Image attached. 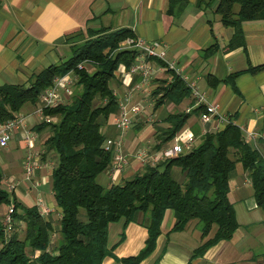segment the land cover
<instances>
[{
  "label": "trees",
  "instance_id": "obj_1",
  "mask_svg": "<svg viewBox=\"0 0 264 264\" xmlns=\"http://www.w3.org/2000/svg\"><path fill=\"white\" fill-rule=\"evenodd\" d=\"M213 1L217 2L216 15L220 23L234 32L228 50L245 49L241 25L264 21V0L208 2ZM185 4L183 0H169L168 12L177 16ZM79 37L82 43L79 47L75 43L76 46H71L67 61L31 75L26 85L0 87V125H3L16 119L23 106H38L40 96L56 78L72 73L77 79L66 102L43 111V118L52 122H41L33 128L34 133L47 129L49 134L42 144L44 152L40 158L51 153V160L55 161L50 171V198L60 215L57 224L60 238L50 251L51 219L39 215L37 207L19 203L13 191L4 189L0 170V204L10 206L8 217L13 224L6 238L0 220V264H102L109 255L107 225L123 218L125 228L141 214L140 225L147 232L144 247L136 255L118 260L121 264H139L153 253L167 211H172L174 217L170 232L182 231L191 219L197 222L200 236L206 238L215 226L213 236L193 254V257L200 256L217 242L230 239L237 229L227 194L228 178L237 164L247 175L255 206L264 212V141H259V146L249 143L242 129L232 123L200 135L199 143L182 154L161 160L155 166L143 165L139 173L127 180L108 187L98 185L96 178L112 163V153L103 145L105 136L99 129L118 112L117 99L109 89L113 74L121 66L132 67L139 55L118 48L124 41L135 40L127 28L87 30L83 36L74 35L67 41ZM215 49L210 46L206 52L210 54ZM85 65L93 71L89 72ZM158 65L166 68L161 62ZM262 68L264 66L248 65L245 73L255 75ZM163 74L166 79L154 81L156 86L151 93L154 109L168 104L178 107L184 100L194 103L180 76L168 69ZM238 74L225 81L230 83ZM202 111L204 109L198 107L189 113L168 114L163 121L168 127L156 133L154 150L165 148L189 118ZM172 167L180 171L178 180L172 176ZM18 224H23L22 239L14 230ZM123 235L124 232L120 239Z\"/></svg>",
  "mask_w": 264,
  "mask_h": 264
},
{
  "label": "crops",
  "instance_id": "obj_2",
  "mask_svg": "<svg viewBox=\"0 0 264 264\" xmlns=\"http://www.w3.org/2000/svg\"><path fill=\"white\" fill-rule=\"evenodd\" d=\"M183 1L186 2L184 10L173 16L168 12L169 0H0V87L26 85L31 75L67 61L69 54L71 56V46L77 44V40H82L79 37L80 39L68 42L74 35L83 36L87 30L117 31L127 28L135 40L142 39L147 43L156 41L159 52L165 49L164 62L161 63H172L186 86L194 85L209 104L229 117L233 126L242 129L244 139L251 133L259 146V141H264V68L255 75L245 72L248 65L253 68L264 66V21L242 24L240 31L245 49L228 50V43L234 32L220 23L216 15L217 2ZM198 3L199 6L196 5ZM124 46L126 41L120 48ZM210 46H215L216 49L208 54L206 50ZM144 62L148 63L152 72L147 84H142L140 77L128 74L129 68L121 66L113 74L114 80L109 89L117 99L118 112L109 117L99 129L107 139H114L118 135V131L114 129V120L119 113V105L126 104L127 109L139 107L142 113H146L151 110L149 96L156 86L154 81L167 78L163 74L166 69L159 66L157 60ZM236 73L239 74L230 83L225 81ZM128 92L131 96L124 103ZM198 107L200 106L194 105L192 101L184 100L178 107L168 104L153 108V120L157 114L168 110L164 114L166 116L159 120L164 127H158L157 131H164L168 127L163 123L168 114L181 113L186 109L193 112ZM34 109L33 106H23L17 116H24L26 128L32 131L41 123L33 114ZM175 109L178 111L174 112ZM222 127L214 122L202 124L199 114L194 113L175 138L182 139L188 135L196 139ZM129 128L122 141L123 153L128 158L127 166L113 174L108 172L111 167L108 168L105 171L108 184L127 180L140 172L143 165L132 154L142 149L144 140L152 144L150 141L157 133L155 130H147V126L138 128V131L135 128V133L130 132ZM21 131L19 129L13 133L9 141L14 143L12 149L18 150L20 146L25 148ZM35 134L37 139L34 147L40 150L49 134L47 129ZM172 142L173 139L162 150L151 153L169 150ZM250 142L253 143L251 140ZM26 152L25 148L24 155L19 158L20 163ZM41 161L43 168L34 173L37 185L29 187L25 183L22 188L21 183L17 191L23 190L24 195L30 198L31 206H34L36 197H41L49 207L53 205L50 198L52 162L45 158ZM12 162V155L0 160L2 175L14 172ZM172 171L177 172L175 167H172ZM19 176L21 179V174ZM178 176L180 178L181 174ZM5 178L12 177L7 174L4 180ZM228 180V199L238 225L230 239L217 242L202 255L193 257L195 250L213 236L215 226L206 238L200 236L197 222L191 219L186 222L182 231L170 232L174 217L172 211H167L161 221V233L157 237L153 253L139 264H264V212L255 206L250 182L240 165H235ZM141 221L143 216L139 214L125 228L123 218L107 225L109 255L102 264H121L118 262L119 258L139 253L144 247L147 234L146 229L140 225ZM122 232L124 235L120 239ZM254 248L258 251L255 252Z\"/></svg>",
  "mask_w": 264,
  "mask_h": 264
},
{
  "label": "built area",
  "instance_id": "obj_3",
  "mask_svg": "<svg viewBox=\"0 0 264 264\" xmlns=\"http://www.w3.org/2000/svg\"><path fill=\"white\" fill-rule=\"evenodd\" d=\"M121 51L131 50L132 52L138 53L140 57H144V59H140L137 64L133 65L128 69V74L131 76L140 77V82L143 84L149 83L151 79V69L145 60H158V62H164L165 49L162 51L159 50V44L156 41L151 43L144 42L142 39H137L134 41L127 40L126 46L124 48H120ZM168 70H172L174 74L179 76L174 68L172 63L166 64V68ZM185 79V78H184ZM77 79L73 76V74H69L66 76H60L56 78L53 82V85L47 88L43 94L39 98V104L35 107L33 114L37 116L40 122L50 123L52 122L49 118H43V111L46 108H55L57 105L62 104L67 101L70 96L73 85ZM191 92V99L194 101V105L200 106L204 109L201 113H199V118L202 124H208L211 122L217 123L218 126H223L224 124H229V117L223 113H219L218 109L213 105L209 104L205 100V96L201 95L197 88L194 85H187ZM130 92L127 93V99L124 103L130 98ZM141 108L139 107H130L127 109L126 104L119 105V113L116 115L114 120V129L118 131V135L114 139H107L103 141V145L105 146L108 152H111V158L113 159L112 166L109 169V173L113 174L116 171H120L127 166L128 158L123 153V135L127 132L128 127L131 125L132 119H134L138 114H140ZM186 113L191 112V109H186ZM21 129V133L23 135V141L25 142L24 146L27 149L25 156L22 158V180L27 182L30 187H34L37 185L35 181V171L42 169L43 164L40 160L42 153L44 152L42 145L41 149H37L34 147V143L37 139V135L30 129L26 128L25 118L24 116H19L14 120H8L5 124L0 125V149L6 147V145L11 140L13 133L17 132ZM253 134L249 133L246 136L248 141H253L255 144V140L253 139ZM173 147L169 148V150L165 151H157L155 153H151L148 148H143L137 150L132 154V157L138 161V163L142 165L148 164V166H155L159 161H163L166 158L171 156H176L182 154V152L186 150H190L194 144L195 139L192 136L186 135L182 139L173 138ZM49 165V164H48ZM51 165V164H50ZM53 165H51L52 167ZM5 184L4 189L7 191H13L12 189L19 183L14 179L3 180ZM34 206L37 207L39 215L43 218H46L47 214L50 212V209L46 206V204L41 200V197H36L34 200ZM11 208L9 209V212ZM4 230L7 234L10 231L11 220L6 216Z\"/></svg>",
  "mask_w": 264,
  "mask_h": 264
},
{
  "label": "rangeland",
  "instance_id": "obj_4",
  "mask_svg": "<svg viewBox=\"0 0 264 264\" xmlns=\"http://www.w3.org/2000/svg\"><path fill=\"white\" fill-rule=\"evenodd\" d=\"M80 43H82L81 40H77V44L75 43L77 46L76 45L75 46L76 47H79L80 46ZM120 47H121V45L118 47L119 50H120ZM69 57H70V54H69ZM85 68L89 72L90 71L91 72L93 71V69L90 66H88V65H85ZM110 87H111V85H110ZM76 91L77 90H73L74 93ZM149 99H150L149 100V103H151V106H150L151 107V110L147 111L146 113L145 112H143V113L140 112V114H138V116H136L134 119H132L131 125L129 126L130 128L128 127L129 130H130V132H134L135 133V132L138 131V128L140 129L141 127H145V126H147V130H149L150 132L151 131H154V130L156 132H159V131H157V129H159L158 127H160V128L164 127V125L160 124V121L166 116L164 114H166L168 110H166L164 113L157 114L156 115L157 117L154 118V120H153L154 111H152V110L154 108V105H153L154 102L152 101L151 96H149ZM176 111H178V109H175L174 110V112H176ZM135 128H137L136 129L137 131H135ZM122 141H124V139ZM143 143L144 144L142 146L145 147V148H148V150L150 152L155 151L154 150V146L156 144V133H155V138H153L150 141V143H152V144L147 143V141H145V140H144ZM197 143H199V137H197L195 139L194 146H196ZM173 144H174V142L170 143L171 147H173ZM13 145H14V143L9 142L7 144V147L5 149H0V160L6 159L7 156L12 155V161L14 162V163L12 162V165L14 167V172H10V173H7V174L10 177H12L11 179L14 178V180H16V181L19 182L12 190L14 191L16 200L19 203L23 204L24 206H28L29 207V206H31V203H32L31 200H30V198L28 196H25L24 195L23 190L22 191H20V190L17 191V187L21 183H22L21 184V187L22 188L24 187L25 183L27 184V182H25V181L22 180V173H21V171L23 170L22 169V166H21L22 165V162L21 163L19 162V158L22 155H24V153H25V148H23L22 146H20V148L18 150L17 149L15 150V149H12L11 148V147H14ZM52 155L53 154H51V153H47V155L45 157V160L47 159V161L52 162L50 164H53L54 165L55 164V161L51 160V158H53ZM237 166H239V164H237ZM175 169L177 170V172L175 171L172 176L176 180H178L179 179V176L178 175H180V171L177 168H175ZM7 174H3V176L4 177H7ZM20 174H21V179L18 178V177H20L19 176ZM5 180H7V179L5 178ZM107 181L108 180L106 178V172L105 171H102V173L96 178V183L98 185L102 186V187H108V186H110V184H108ZM4 186H5V184L3 183V187ZM28 186H29V184H28ZM28 192H29V188H28ZM48 208L50 209V212L47 214L46 218L47 219H51L52 226H53V234H52V237L50 238L51 239L50 240L51 244H50V247H49V250L51 251V250H54L55 249L54 246L57 243L56 241L60 238L59 232H58V228H57V224L59 223L60 215L57 212V210H56V208H55L54 205H50ZM9 209H10V206L4 205V204L3 205L0 204V220L2 221V224L3 225H5V220L7 218L6 217L7 214L9 213ZM11 226H13L12 222H11ZM22 227H23V224H18L17 226L14 227V230H16V232L18 233V236L21 239L23 237ZM10 233H11V227H10V231L7 234L5 233L6 238L9 237ZM254 251L257 252L258 250L254 248Z\"/></svg>",
  "mask_w": 264,
  "mask_h": 264
}]
</instances>
